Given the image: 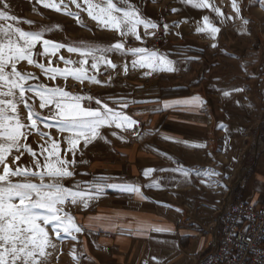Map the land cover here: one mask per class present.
<instances>
[{
	"label": "crops",
	"instance_id": "1",
	"mask_svg": "<svg viewBox=\"0 0 264 264\" xmlns=\"http://www.w3.org/2000/svg\"><path fill=\"white\" fill-rule=\"evenodd\" d=\"M205 43L198 47L207 55L204 67L189 81L203 79L200 88L125 109L142 132L119 154L123 162L80 171L68 185L88 194L87 207L76 202L83 207L77 264H197L226 204L264 202V34L258 23L241 21ZM181 64L185 76L187 62ZM147 169L155 171L146 178ZM101 178L141 195L100 192Z\"/></svg>",
	"mask_w": 264,
	"mask_h": 264
},
{
	"label": "snow or ice",
	"instance_id": "2",
	"mask_svg": "<svg viewBox=\"0 0 264 264\" xmlns=\"http://www.w3.org/2000/svg\"><path fill=\"white\" fill-rule=\"evenodd\" d=\"M45 8H51L57 12L61 11L63 0L61 4H57L55 0H37ZM183 2L192 5L196 8H210L207 0H183ZM76 4V0H72ZM85 4L89 7L86 9L88 16L97 20L105 28L118 32L121 36H134L137 41L142 38L139 35V27L142 25L145 33L148 29H157L159 26L150 20L143 19L138 11L134 9L125 10L118 8L113 0H103V6L92 4L91 0H84ZM4 8H8L6 0H3ZM78 8L80 4H76ZM66 9L67 5H63ZM98 10V11H94ZM218 15H223L219 9H213ZM233 10L239 16V6L233 0ZM175 11V9H173ZM65 15L74 17L79 21L78 13L65 11ZM119 14V15H117ZM231 19V18H229ZM15 21L20 23L19 18L11 16L5 11H0V21ZM204 28L198 31L208 30L215 34L219 32V28L212 26L209 18L205 16ZM24 23L31 24L30 21ZM247 24L248 21L244 20ZM59 29V26H55ZM167 29V25H164ZM51 28H44L41 31L28 32L22 30L20 27L12 28L11 25L5 28L0 26V89L7 87V91L0 90V141L8 142L11 144L5 146V143H0V164L4 165L3 174H0V264H40L37 257L45 255V247L51 246L49 234L46 230V225H52L57 238L63 239L61 233L66 234L71 239L76 240L73 233H80L82 229L74 222V218L68 213L61 215V208L58 205H64L67 201L73 204L77 200L85 201L84 207H87L88 194L85 192H72L67 190L59 183V180L64 177H71L73 173L68 171V166L74 165L75 160L67 161L59 157V141L52 139L47 133L39 132L42 139L48 143L50 141V149L44 145H40L43 152H48L46 163L44 167L46 172H35L28 169H17L12 171L5 163L7 155L12 148L17 152L21 150L22 145L19 143L20 138H27V133L22 131L28 127L19 119L17 109L18 105L23 104L27 109V119L31 121V129H38V124L43 122L44 127L51 128L52 125L47 123L49 117H40V114L33 110V105L25 98V94L31 92L35 97L40 100L39 107L44 109L46 106L54 105L55 113L50 118L55 120L56 126L60 133H68L67 144L69 145L67 151L73 152L79 146L81 140L84 141V146L87 147L89 143L97 138L105 139L100 136V131L104 127H115L121 131L127 132L139 124V122L125 112L116 110L109 107L107 104H102L100 100L95 103L99 107L93 109L85 107L81 101L84 99L91 100L92 97H84L80 95H72L67 91L58 87H48L43 84L30 85L25 87L29 79H38L31 74L24 75L17 71L15 62L26 60L28 64H35L36 67L46 75L47 78L55 79L57 75L73 76L77 81L83 82L85 79L90 80L91 83H102L95 76H87V71L84 68H77L73 71L60 70L54 67H45L44 64L35 62L33 60L32 48L38 43L42 44L43 52L39 55H55L59 49H63L66 45L45 38ZM155 33L152 32L151 35ZM15 37V39H13ZM22 41V43H20ZM215 47V45H213ZM69 52L78 53L82 58L81 64L87 65L88 58H91V68L99 71L101 63L106 64L108 67L115 69L116 64L109 58L110 54L128 55L125 51V44L123 42H116L106 47L79 44L76 46H67ZM130 54L138 59L132 61V67L137 65L144 68H159L160 71L172 72L176 69L172 67V62L165 57H160L155 52L149 53L145 48H134L130 50ZM65 65L73 63L70 60L60 58ZM9 64H11V71H6ZM51 65V60H49ZM123 71L127 74L128 65L125 63ZM18 90V97H17ZM232 91H242V89H234ZM225 96L230 95V92L225 91ZM3 97H11V99H4ZM121 109L127 108V103H121ZM9 110L16 115H9ZM114 136L117 133H112ZM139 135V133H133ZM123 140V137H119ZM187 143V142H185ZM26 150L35 157L36 153L27 145H23ZM196 147H203L197 145ZM56 157V163L47 162L51 157ZM19 159V156L14 158ZM60 165V166H58ZM36 167L40 168V161H36ZM155 171L154 169L144 170L143 175L147 178L149 174ZM214 175H218L213 170ZM188 176V173H184ZM10 176H21L23 180L20 182H12ZM52 178L54 182L45 184V177ZM31 178H38L40 183H33ZM105 187H111L120 191L134 193L138 196L141 195L140 189L134 186H119L107 185L103 178L98 180L96 188L102 192ZM145 198V197H142ZM146 199V198H145ZM37 209H43L48 214L40 215ZM177 211H180L177 209ZM158 231L160 229H157ZM7 257V258H6ZM155 259V258H154Z\"/></svg>",
	"mask_w": 264,
	"mask_h": 264
},
{
	"label": "rangeland",
	"instance_id": "3",
	"mask_svg": "<svg viewBox=\"0 0 264 264\" xmlns=\"http://www.w3.org/2000/svg\"><path fill=\"white\" fill-rule=\"evenodd\" d=\"M8 8H4L3 0H0V11H5L11 16L19 18L20 23L17 24L15 21H0V26L12 28L20 27L24 31L33 32L41 31L44 28H51L49 33L45 36L46 39L66 45L65 48L59 49L55 55H39L43 52L42 44L38 43L32 48L33 60L38 63H42L45 67H54L60 70L73 71L77 68H84L87 71V76H95L96 79L101 81L100 84L91 83L90 80L85 79L82 83L77 81L73 76L68 75L66 78L64 75H57L55 79L47 78L46 75L35 66V64H28L26 60L15 62L17 71L24 75L31 74L33 77L38 79H29L25 87L30 85L43 84L48 87H58L64 91L69 92L72 95H80L84 97L91 96L92 99H84L81 103L85 107L97 108L99 105L95 103L98 99L102 104H106V99H111L113 95L117 93H127L130 91V87L135 83L149 82L151 85H161L158 77L162 74L174 76H180L183 72L184 66L179 60H171L169 54L172 51L173 46H186V45H200L204 46L207 44L205 41H214L221 30L230 29L239 22H253L255 25L258 23L260 33L264 34V0H235V3L239 6L240 13L233 10V0H207L210 8H196L190 4L183 2V0H113L118 8L125 10L134 9L138 11L143 19L150 20L156 23L159 27L157 29H148V33H145L143 26L139 27V35L141 40L137 41L134 36H121L118 32L105 28L97 20H93L88 16L87 8L88 4L84 3V0H76V4H80L78 8L76 4L72 3V0H63V5H67L65 9L61 6V11L57 12L51 8H45L37 0H6ZM57 4H61V0H55ZM92 4H98L103 6V0H91ZM175 9V11H173ZM213 9H219L223 15H218ZM65 11H71L78 13L79 21L74 17L65 15ZM94 11H98L95 10ZM119 15V14H117ZM207 16L212 26L219 28V32L213 34L208 30L198 31L204 28L203 18ZM231 18V19H229ZM24 21H30L31 24L24 23ZM59 26L56 29L55 26ZM167 25V29L164 28ZM154 32V35L151 33ZM15 39V37H13ZM123 42L125 44V51L128 55L110 54L109 58L114 64L117 65L115 69L108 67L106 64L101 63L99 71L91 68L92 60L88 58V64H81L82 58L78 53L69 52L67 46H76L79 44L96 45L106 47L116 42ZM22 43V41L20 42ZM134 48H145L149 53L155 52L160 57H165L167 60L172 62V67L176 70L172 72L160 71L156 69L144 67L141 68L137 65L135 68L132 67V61L139 57L132 56L130 50ZM70 60L73 63L65 65L60 59ZM51 60V65H49ZM128 65L127 74L123 71L124 64ZM204 62L201 64H195L196 71L198 72L204 67ZM6 71H11V64H9ZM186 83H189L191 76H182ZM162 86V85H161ZM166 86V85H163ZM133 87V86H132ZM7 91V87L0 89ZM18 97V90H17ZM8 100L11 97H3ZM25 98L28 99L29 103L33 105V110L40 114L41 119L49 117L47 123L51 124V128L44 127L43 122L38 124V129H31V121L27 119L28 112L23 104L18 105L17 113L19 119L25 125H28L22 131L27 133V138H20L19 143L22 145L19 152L15 148H12L10 153L6 157L5 163L9 166L12 171L17 169H28L35 172H46L47 169L44 167L46 163V157L48 152H43L40 145L50 149V141L46 143L41 138L39 132L47 133L52 139L59 141L58 154L59 157L72 161L75 160L74 165L68 166V171H71L73 175L71 177H64L59 180V183L64 186L67 190L75 192L68 188V185L75 183L78 180V173L80 171H101L106 168L110 161H116L117 164H121L123 159L119 157V154L124 151V147L129 143H133L134 140L141 135V127L135 126L133 129L124 132L121 129L113 127H104L100 131V136L105 139L97 138L87 145L84 146V141L81 140L79 146L73 152L67 151L69 145L67 144L68 133H60L56 126L55 120L50 117L54 115V105L46 106L44 109L39 107L40 100L35 97L31 92L25 94ZM108 105V104H107ZM121 110L124 109L114 108ZM10 110L9 115H16ZM115 132L117 135H113ZM133 133H139L135 135ZM123 137L121 140L118 138ZM5 143V146L11 144L10 141ZM23 145L30 147L35 153V157L31 155ZM19 156L18 160L14 158ZM40 161V168L36 167V161ZM47 162L56 163V157H51ZM60 166V165H58ZM4 165L0 164V174H3ZM9 179L12 182H20L23 180L21 176H10ZM33 183H40L38 178H31ZM54 182L52 178L45 177L44 183ZM61 208V215L68 213L74 218V222L79 226L78 215L83 211V207L78 206L76 203L73 204L70 200L64 205H58ZM37 213L40 215H47L48 213L43 209H37ZM46 230L49 234V240L55 247L46 246L45 255L43 257H37L40 264H77L78 255L77 248L80 238V233H73L76 236V240L71 239L64 233H61L63 239H59L53 230L52 225H46ZM80 227V226H79ZM7 258V257H6Z\"/></svg>",
	"mask_w": 264,
	"mask_h": 264
},
{
	"label": "built area",
	"instance_id": "4",
	"mask_svg": "<svg viewBox=\"0 0 264 264\" xmlns=\"http://www.w3.org/2000/svg\"><path fill=\"white\" fill-rule=\"evenodd\" d=\"M211 229L218 234L197 264H264V202L226 204Z\"/></svg>",
	"mask_w": 264,
	"mask_h": 264
},
{
	"label": "trees",
	"instance_id": "5",
	"mask_svg": "<svg viewBox=\"0 0 264 264\" xmlns=\"http://www.w3.org/2000/svg\"><path fill=\"white\" fill-rule=\"evenodd\" d=\"M198 45L173 46L168 55L171 60L187 62V76L197 73L195 64L204 61L207 55L204 50L198 48ZM157 80L162 85H151L149 82L133 84L127 93H119L106 99V104L114 108H121V103H127V108L145 104L146 100L160 99L171 100L187 98L192 96L193 92L200 88L202 80L186 83L182 76L166 77L160 76ZM166 85V86H163ZM126 108V109H127Z\"/></svg>",
	"mask_w": 264,
	"mask_h": 264
}]
</instances>
